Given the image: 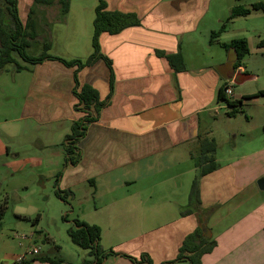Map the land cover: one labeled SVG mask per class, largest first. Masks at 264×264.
I'll list each match as a JSON object with an SVG mask.
<instances>
[{"label":"crops","instance_id":"1","mask_svg":"<svg viewBox=\"0 0 264 264\" xmlns=\"http://www.w3.org/2000/svg\"><path fill=\"white\" fill-rule=\"evenodd\" d=\"M103 1L108 11L135 15L139 25L115 35L102 33L99 46L103 59L77 73L79 84L89 85L96 90L100 101H105L95 121L82 123L84 134L75 145L76 153L79 152L78 162L73 164L66 154L67 137L71 135L73 125L83 117V113L76 109L74 95L76 67L68 68L58 61H44L32 66L24 63L22 67L27 70L19 72L31 76L18 120L30 126L27 130L30 145L28 152L23 149L12 151L11 146L2 140H16L18 128L0 129L1 166L14 182L10 181L13 187L10 185L8 190L15 195L19 188L27 189L28 173L35 170L43 185L55 177L56 190L71 191L72 200L75 199L74 188L88 185L91 190L86 187L85 201L98 198L99 203L86 205L81 216L86 218L89 215L85 210L95 214L100 212L105 221L79 220L99 227L101 248L106 253L114 252L100 264H139L131 259L139 260L142 255L147 256L152 264H166L176 259L184 238L197 227L196 213L181 215V212L187 205L194 180L189 181L187 177L194 173L196 177L205 166H197L202 142L212 139L216 144L217 168L199 179V199L202 207H215L207 227L216 245L211 253L202 256L201 264H264V192L257 186L258 180L264 179V147L237 157H231L229 152L230 157L223 161L217 154L220 137L218 139L213 127L220 120L221 110L227 115L224 119L228 122L221 118L227 125L238 116H228L232 110L246 106L245 101L264 97H253L264 91V87L250 94L241 92L244 83L259 81L260 72H264V67H255L251 63L252 54H261L264 63L263 29L254 26L247 29V33L259 39L253 46L246 40L248 58L237 69H234V51L220 46L226 44L223 40H227L231 31L229 27L239 21H257L264 18V13L252 11L245 17L233 19L218 42L212 43L210 34L229 17L232 4L220 10L211 7L212 0ZM258 2H252L250 6ZM96 6L97 0H94L93 13ZM73 10L74 3L70 0L66 16ZM93 19L90 18V24ZM68 25H71L70 18L49 22V38L61 36L60 31L69 29ZM88 35L91 42L92 28ZM68 37H64L65 43ZM91 53L92 48L70 61H84ZM178 54L184 61L182 71L175 70L168 60ZM230 82L232 96L224 95L226 102L218 100L220 89ZM237 83L240 88L235 89L232 85ZM225 135L233 142L229 149L234 150L236 135L229 129ZM170 171H174L172 175ZM159 172L163 173L162 177H156ZM20 173L25 176L15 182ZM116 174L121 180L111 182L107 179ZM178 179L184 182L180 189ZM2 184L0 182V189ZM115 186L123 188L114 189ZM154 188L170 192L171 199L166 197L162 202V196V199L154 200L158 193ZM117 189L120 191L114 193ZM178 191L182 200L174 199ZM5 196L8 198V193L3 196L0 193V209L4 208L1 205ZM16 210L18 221L30 222L34 227L28 234L31 236L28 243L36 244L43 232L39 228L42 214L36 215L39 216L38 222H31L30 217L38 212L37 208L29 205L25 215L20 213V206ZM124 217L127 221L121 222ZM45 219L49 221L47 214ZM142 221L145 227L140 229ZM70 224L74 227L73 220ZM109 232L117 235L116 238L109 239ZM1 233L2 228L0 264H17L16 258L24 253L15 252L11 242ZM44 240L52 248L45 253L39 248L37 256L22 264H48L34 259H53L52 256L62 253L63 248L55 246L50 235H45ZM67 243L73 245L70 240ZM77 256L78 264L88 258L84 250ZM65 260L56 261L72 264Z\"/></svg>","mask_w":264,"mask_h":264},{"label":"rangeland","instance_id":"2","mask_svg":"<svg viewBox=\"0 0 264 264\" xmlns=\"http://www.w3.org/2000/svg\"><path fill=\"white\" fill-rule=\"evenodd\" d=\"M23 0L18 1V15L20 20L25 23L27 19V14L29 12V9L26 8L29 4L26 1ZM94 0H72L74 3V10L72 14L70 13L68 16H61L60 10L58 7H49L46 9H39L43 13L41 23H39V27L37 28L38 33H42L43 36L40 41H38L35 45H32L28 50L27 54L29 56H38L42 51V45L43 42L50 44L48 51V54L54 58L63 59L65 61H70L74 57H79L85 55L84 53L89 51L91 48V42L88 33L91 32L92 23H89L90 18L94 17L95 11L93 13L92 10V3ZM256 0H212V6L211 7H217L218 9L222 10V7L225 9L229 7L231 4L233 5V8L238 7H245L250 8V3L254 2ZM260 2H264V0H259ZM252 5V4H251ZM26 6V7H25ZM232 8V9H233ZM37 11L36 13H39ZM210 12H213V9H210ZM225 14V13H224ZM223 17V14H222ZM225 17V16H224ZM64 18H70L71 19V25H68L69 29L61 30V36H58L57 38H49V28L47 27L46 30L44 26V21L47 20L48 23L53 21H63ZM225 21V20H224ZM223 21V22H224ZM37 22V20H36ZM222 22V23H223ZM221 26V25H220ZM259 27L263 29V36L264 39V18H261L257 21L250 20L249 22L239 21L234 27L231 28V31L229 32V35L227 36V40H223L226 43H229L232 41V39H236L235 35H238L237 37H241L243 39L249 40L251 45H255L257 42L258 37L251 35V33H247V29L249 27ZM63 28V27H61ZM73 29V30H72ZM219 29V28H218ZM218 30H216L217 32ZM66 34V35H65ZM69 36L67 42L65 43L64 37ZM211 35V34H210ZM210 39V36H209ZM218 39H213L210 42L214 43L215 41L218 42ZM259 41V40H258ZM252 49V48H251ZM222 54L223 51L221 50ZM211 56L212 53H207ZM14 58L16 62L19 65L24 64L23 61L14 54ZM206 58V57H205ZM248 56L246 57V59ZM245 59V60H246ZM251 63L255 65V67H264L262 55H254L252 54ZM26 65V64H25ZM31 74L27 72H15V65L14 64H8L5 66L4 69L0 70V123H8V124H0V129L2 127H5L9 129V127L18 128L19 135L16 138V140H9L3 141V143H8V145L11 146V150H17L21 151L23 149L24 151H29V142L30 137L27 132V130L30 128V126H27L26 123L19 122L18 118L21 116V105L23 104L22 98L25 95L26 88L29 84V78ZM235 87V89L240 88V85L237 83L236 85H232ZM259 87H264V72H260V78L259 81H249L247 83L243 84V90H241L242 93L250 94L257 91ZM246 106L239 107L236 110V114L238 115L236 119L232 120L230 124L227 123V125L222 121H227L226 113L224 114V110L220 111V120L216 124H214V131L216 132V135H218V139L220 137V144L217 151L218 157L225 161L228 157H230L229 152H231V157H237L240 155H247L252 153L253 151L260 150L262 147H264V97H259L257 99H253L252 102L245 101ZM224 114V115H223ZM235 114V115H236ZM222 118V119H221ZM228 122V121H227ZM226 129L232 130L233 135H236V139L234 142L236 143V148L234 150L229 149V147L232 146V141L228 139V137L225 135ZM61 143V142H60ZM27 146V147H25ZM25 147V148H23ZM31 153V151H30ZM5 160V158H2ZM1 161V160H0ZM3 164V163H2ZM174 171H170V174L172 175ZM39 173V171H38ZM24 173H20L17 175L14 179L16 182L20 178H22L25 175H21ZM37 170L34 172L28 173L27 176V189L19 188L17 191V194L12 195L9 187H13V179L9 175L8 171H6L2 166L0 162V182H3L2 187L0 189V193L3 196L4 193H8V198L5 196V199L3 200L4 203H2L1 207L3 211V217L0 221L1 228H2V235L7 237V239L11 242L13 249L15 252L19 253H26L29 250L33 248H40V250L45 253L48 250L52 248V245L48 244L44 240L45 235H50L52 238L55 246L63 248L62 253L58 256H52L54 260L58 259H67L65 261H71L72 264H78V252L81 254L83 251L82 249H76L73 245H68V240H70L67 237V230H70L73 228V226L70 224V222L77 218L81 220L89 219L93 222H104V214L100 212L90 213V211L85 210V213L88 215L86 218L82 217V213L84 209H86V205H98V198H91L89 202L85 201L86 199V187L87 190H91L88 185L86 187L78 186L74 188L75 193V199L72 200L70 197H66L65 200H60L55 192H56V186H55V177L51 178L46 182L44 185L38 181L37 178ZM163 173L159 172V175H156V177H162ZM194 174H190L187 177V180L189 181L194 177ZM115 177L107 178L111 182H114L115 180H121V177H119V174L114 175ZM185 181V188H186V182ZM11 183L13 184H10ZM9 182V183H8ZM178 188H181V184L184 183L180 181V179L177 180ZM20 185V184H19ZM19 185H16L15 187L18 188ZM165 187V186H163ZM107 188V187H105ZM116 188H123L122 186H115ZM184 188V187H183ZM99 189H103L100 187ZM120 189H117V191H114V193L119 192ZM157 189L154 188V191L158 192L156 193L158 197L154 195V200L162 199L165 201L166 197L171 199L172 197L171 193L167 191L160 192ZM113 192V190H112ZM264 192V191H263ZM92 193V191H91ZM91 195V194H90ZM89 195V197H90ZM44 197L48 198L47 200L44 199ZM174 199H183L182 194L180 191L177 192L176 197ZM20 200V202H19ZM34 206L38 209V212L34 213L30 219L31 222L35 220L37 217L36 215L42 214V224L39 228L43 229L40 233V239L37 240L36 244L29 242L28 240H19L16 237L21 235H28L29 232L34 229L32 227V224L30 222L25 221H18L16 219V208L20 206L21 208V214L25 215V213L28 210V206ZM85 207V208H84ZM45 214L48 215L49 221L45 219ZM66 216V219L64 217ZM79 216V217H78ZM121 222L127 221V217L121 218ZM144 220V218H143ZM134 227V226H133ZM140 229H143L145 227V223L142 221L139 224ZM128 229V228H127ZM45 234V235H44ZM127 235L128 233H124ZM15 238H11V237ZM117 236V235H116ZM116 236L113 235L112 232L107 233V237L109 239H115ZM104 240V238H103ZM21 245V247H19ZM82 250V251H81Z\"/></svg>","mask_w":264,"mask_h":264},{"label":"trees","instance_id":"3","mask_svg":"<svg viewBox=\"0 0 264 264\" xmlns=\"http://www.w3.org/2000/svg\"><path fill=\"white\" fill-rule=\"evenodd\" d=\"M70 0H32V5L29 8L26 22L23 23L18 15V0H0V70L4 69L8 64H14L16 71L27 70L19 65L15 58L16 54L25 64L38 65L44 61H58L68 68L76 67L74 72V95L77 98L76 109L83 113V117L79 123L72 127V133L67 137L69 144L66 147V154L70 156L73 164L79 160V152L76 153L75 145L84 134L83 122L95 121L96 115L104 105L105 101H100L98 93L89 85H80L77 73L85 66L91 65L93 62L103 59L100 54L99 37L102 33L115 35L122 30L139 25L138 18L133 14H122L119 12L108 11L103 0H97L95 7V16L92 22L91 48L92 53L84 60L65 61L63 59L54 58L48 54L50 50L49 44L43 42L42 51L38 56H29L27 50L35 43L42 39V35L37 32L39 14H36L37 9H46L49 7H58L61 16H66L69 10ZM252 11H260L264 13V2L254 3L250 8L238 7L233 8L229 17L221 24L217 32H212L210 39H217L227 28L228 24L235 18L245 17ZM46 30V29H45ZM260 45V43L258 44ZM224 50L232 49L235 53L234 69L241 67L243 60L249 54L248 45L245 39H236L230 43L220 45ZM171 66L177 70L184 69V61L181 54L168 58ZM107 62V60L105 59ZM224 89L221 88L218 94V100L226 102L224 97ZM264 96V91H259L253 97ZM106 100V99H105ZM231 105H233L231 103ZM233 107V106H232ZM236 110H232L228 116L233 117ZM202 142L201 154L197 166L205 165L194 178L187 205L182 209L181 215L197 214V227L194 231L188 234L179 248L176 259L166 264H201L202 256L209 254L214 249L216 243L209 234L207 227L208 220L215 210V207L204 208L201 206L199 199V179L217 168L215 163L216 144L214 140H206ZM56 196L60 200H65L66 197L72 199L71 191L56 190ZM3 217L2 208L0 209V221ZM66 219V216L64 217ZM39 216L35 218L38 222ZM74 227L67 231V235L73 245L87 251V259L82 264H100V262L108 255H114L110 250L106 253L100 246V229L95 225H89L77 218L73 219ZM1 229V224H0ZM131 259V258H130ZM35 261L60 264V261L53 260L49 257H38ZM139 264H152L150 259L142 255L139 260L131 259Z\"/></svg>","mask_w":264,"mask_h":264},{"label":"built area","instance_id":"4","mask_svg":"<svg viewBox=\"0 0 264 264\" xmlns=\"http://www.w3.org/2000/svg\"><path fill=\"white\" fill-rule=\"evenodd\" d=\"M231 84H232V82H230V84L228 83L224 89V95L226 97L232 96V91H231V87H230ZM16 238L19 240H30L31 236L21 235V236H17ZM38 254H39V248H33V249L29 250L28 252L24 253L23 255L18 256L15 260V263L22 264L23 262L27 261L30 257H35Z\"/></svg>","mask_w":264,"mask_h":264},{"label":"flooded vegetation","instance_id":"5","mask_svg":"<svg viewBox=\"0 0 264 264\" xmlns=\"http://www.w3.org/2000/svg\"><path fill=\"white\" fill-rule=\"evenodd\" d=\"M30 7H31V6H30ZM30 7H29V8H30ZM29 8H28V9H29ZM39 9H40V8H39ZM39 9H37L36 12L39 11ZM36 14H39V15H38L39 17L37 18V21H38V24H39V23H41L43 13H42L41 11H39V13H36ZM44 22L46 23V24H44L45 29H46V28L48 27V21L45 20ZM38 27H39V25H37V28H38ZM45 29H41V30H45ZM39 34L41 35L42 33H39ZM35 44H36V43H35ZM35 44H33V45H35Z\"/></svg>","mask_w":264,"mask_h":264},{"label":"water","instance_id":"6","mask_svg":"<svg viewBox=\"0 0 264 264\" xmlns=\"http://www.w3.org/2000/svg\"><path fill=\"white\" fill-rule=\"evenodd\" d=\"M257 186H258V189H259L260 191H264V179H263V178L260 179V180H258V182H257Z\"/></svg>","mask_w":264,"mask_h":264}]
</instances>
